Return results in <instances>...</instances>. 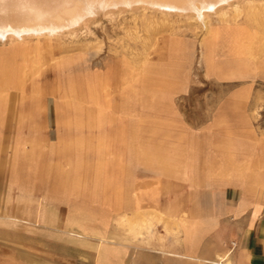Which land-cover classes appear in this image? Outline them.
I'll list each match as a JSON object with an SVG mask.
<instances>
[{"label":"crops","instance_id":"1","mask_svg":"<svg viewBox=\"0 0 264 264\" xmlns=\"http://www.w3.org/2000/svg\"><path fill=\"white\" fill-rule=\"evenodd\" d=\"M152 68L147 81L136 79L141 90L128 92L133 121L63 143L55 118L45 115L48 132H33L31 97L8 88L0 264H264V132L221 106L204 129L164 115L185 96L188 77L172 68L159 84ZM148 83L156 86L150 102L139 94ZM15 97L23 101L17 115ZM145 216L172 222L168 233L154 223L137 234Z\"/></svg>","mask_w":264,"mask_h":264},{"label":"rangeland","instance_id":"2","mask_svg":"<svg viewBox=\"0 0 264 264\" xmlns=\"http://www.w3.org/2000/svg\"><path fill=\"white\" fill-rule=\"evenodd\" d=\"M103 2L90 3L87 15L94 18L76 34L66 32L41 42L49 54H43L46 62L31 77L27 73L38 65V54L33 51L36 40H0V54L17 51L7 60L8 86L15 88L16 96L21 75L25 78V96L31 97V112L37 120L33 132L50 130L51 124L44 128L45 115L49 121H57L58 143L70 133L117 132L119 124L135 119L137 111L128 103L135 91L132 96L128 92L141 90L136 79L147 81L151 67H159L152 68L153 76H163L159 84L167 83L172 68L181 69L188 77L185 96L179 94L170 109L164 106V115L183 117L189 127L204 129L215 108L221 106L223 115L230 110L241 120L250 118L256 131L264 132V1L235 2L222 13L211 12L204 22L197 14H166L143 3L107 9L113 13L106 15ZM253 30L258 38L251 43L247 34ZM78 77L88 90L68 98L69 85ZM147 85L143 84L139 94L150 102L155 99L156 86ZM42 88L44 93H40ZM0 90L2 105L8 101L2 96L8 94V88ZM12 101L17 115L23 104L17 97ZM146 116L145 120L151 118ZM47 149L49 152V142ZM154 223L164 234L172 224L164 217L153 221L145 216L139 221L137 234L141 230L150 233Z\"/></svg>","mask_w":264,"mask_h":264},{"label":"bare ground","instance_id":"3","mask_svg":"<svg viewBox=\"0 0 264 264\" xmlns=\"http://www.w3.org/2000/svg\"><path fill=\"white\" fill-rule=\"evenodd\" d=\"M95 1L97 0H0V40L5 43H12L18 40L21 42H27L32 39L36 40V46H34L33 51H35V54H38V60H36L38 65H33L34 68L28 73L26 72L28 76L31 77V75L33 76L38 70L41 71L42 65L46 62V57L43 56V54H49L47 50L44 52L46 48H42L41 42L47 43V39L63 36L66 32V34H76L80 26H87L90 20L94 18L93 16L87 15V13L90 9V3ZM245 1L250 4L262 2L264 0H104L103 5L105 10H107L119 6L132 7L138 4L140 5V3L142 5L143 3V5H149L151 8L154 7L165 13H174L178 15L197 14L199 15L197 16L199 20L204 22V19L211 12L222 13L227 5ZM196 8H198V11ZM112 13L113 11L107 10L106 15ZM254 32L255 30L247 34V36L249 35V39H252L251 43L258 38L256 34L258 32ZM12 52L14 57L17 51L15 52L13 49ZM10 54L11 53L0 54V89L9 88L10 79L7 74L9 70L7 60ZM20 54L23 55V52ZM52 54L51 52L50 55ZM23 78L24 77L21 75L18 81V84H20L19 88L22 90L25 82V78ZM83 86V79L78 77L73 84L71 83L69 85V91L65 96L70 98L76 94L79 95L86 89ZM87 88L89 87L87 86ZM40 93H44L43 88L40 90ZM8 97L7 94L4 99ZM0 100L2 99L0 98Z\"/></svg>","mask_w":264,"mask_h":264}]
</instances>
